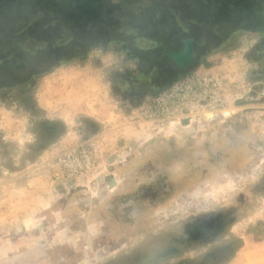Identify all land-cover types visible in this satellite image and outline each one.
I'll return each mask as SVG.
<instances>
[{
	"label": "rangeland",
	"instance_id": "1",
	"mask_svg": "<svg viewBox=\"0 0 264 264\" xmlns=\"http://www.w3.org/2000/svg\"><path fill=\"white\" fill-rule=\"evenodd\" d=\"M38 1L49 12L50 0ZM238 8L264 25V0ZM250 23L221 42L202 36L184 70L149 66L140 53L157 43L140 37L139 54L112 40L68 60L29 58L42 73L3 75L0 264H225L243 245L257 264L264 29ZM57 26L19 20L4 29L25 31L14 41L33 54L67 38ZM213 84L218 98L207 94Z\"/></svg>",
	"mask_w": 264,
	"mask_h": 264
},
{
	"label": "trees",
	"instance_id": "2",
	"mask_svg": "<svg viewBox=\"0 0 264 264\" xmlns=\"http://www.w3.org/2000/svg\"><path fill=\"white\" fill-rule=\"evenodd\" d=\"M144 1L146 0H50L49 12H52L49 13L39 8L38 0H25L26 4L23 0H0V42L8 43L6 47L0 45V81L3 80V75L12 70H28L29 58L40 56L45 58V55L59 52L61 53L59 61L68 60L83 54L82 50L87 52L97 44L112 40L123 41L128 45L129 50L136 51V47L132 45L140 37H148L149 40L157 43L156 46L149 48V54L145 53L143 56L147 64L157 70L162 64V66L167 64L172 69L175 65L168 54L180 49L185 40L192 39L197 45L202 36L206 35L207 38L214 36L221 42L231 31L242 28L240 24L243 21L251 22L254 30L264 29V25L258 26L259 19H256L260 18L259 16L240 15L238 7L248 0L238 1L240 4L236 5V11H232L233 0H225L222 5L219 0H155L154 5V0H147L151 1L148 5L151 9L139 6ZM193 5L202 8L201 11L195 9ZM25 9H28L27 16L22 13ZM152 11L156 12V15L153 16ZM222 12L225 14L223 15ZM50 18L51 20H48ZM139 18L141 22L138 21ZM19 20L31 21L32 25L43 21L49 25L56 23L57 27L65 30L67 38L64 39L65 36H62L63 44L59 45H53L50 41L45 42L33 54L28 53L22 43L14 41L16 37L24 36L25 31L12 27L8 30L4 29L13 22L18 23ZM168 21L171 22V29L157 31L154 30L153 25V27L150 25L155 23V28L158 24L166 26L169 25ZM124 23L132 25L124 28L121 26ZM146 25L148 28L145 27ZM131 34H134L133 40H130ZM84 43L87 45L82 48ZM72 47L80 48L82 53H70ZM33 69L30 72L32 75L44 72L38 68ZM23 81L22 78L17 79L13 85ZM5 86L9 85L0 84V88Z\"/></svg>",
	"mask_w": 264,
	"mask_h": 264
},
{
	"label": "water",
	"instance_id": "3",
	"mask_svg": "<svg viewBox=\"0 0 264 264\" xmlns=\"http://www.w3.org/2000/svg\"><path fill=\"white\" fill-rule=\"evenodd\" d=\"M192 41V39L186 40V46L184 48L169 53L174 64L182 67L193 61L194 52L191 46Z\"/></svg>",
	"mask_w": 264,
	"mask_h": 264
},
{
	"label": "crops",
	"instance_id": "4",
	"mask_svg": "<svg viewBox=\"0 0 264 264\" xmlns=\"http://www.w3.org/2000/svg\"><path fill=\"white\" fill-rule=\"evenodd\" d=\"M261 248L263 249L264 247H260L258 246V249L261 250ZM246 246L243 245L242 247H240V249L235 253L234 257L231 259V261L225 263V264H252L251 261L247 258V255L244 256L245 253H243L244 251H246ZM258 256V254H257ZM260 256V255H259ZM257 257L258 259H256V263L257 264H261L262 262L264 263V257Z\"/></svg>",
	"mask_w": 264,
	"mask_h": 264
},
{
	"label": "flooded vegetation",
	"instance_id": "5",
	"mask_svg": "<svg viewBox=\"0 0 264 264\" xmlns=\"http://www.w3.org/2000/svg\"><path fill=\"white\" fill-rule=\"evenodd\" d=\"M185 42H186V40L184 41V45L180 48V49H182V48H184L186 45H185ZM125 46H127V44L125 45ZM191 46H192V49H193V52H194V58H193V61L192 62H190V63H188L187 65H185V66H182V67H180V66H178V65H176V64H174L175 65V69L174 68H172V69H174V71L175 70H184V69H186L188 66H190L193 62H194V60H195V56H196V51H195V44L193 43V41L191 42ZM140 48H136L135 50V52H136V54L138 53V52H140V50H139ZM180 49H177V50H180ZM175 51V50H174ZM145 53H147V54H149V52H148V50H146L145 52H143V53H140L141 55H140V57L141 58H143V56H144V54ZM139 54V53H138ZM146 54V57L148 56ZM168 56L170 57V59L172 60V58H171V56L168 54ZM173 61V60H172ZM159 70V69H158ZM154 71V70H153Z\"/></svg>",
	"mask_w": 264,
	"mask_h": 264
},
{
	"label": "built area",
	"instance_id": "6",
	"mask_svg": "<svg viewBox=\"0 0 264 264\" xmlns=\"http://www.w3.org/2000/svg\"><path fill=\"white\" fill-rule=\"evenodd\" d=\"M213 85H214V89H212L211 92H208L207 94H209V97L211 98H218L219 97L218 89L215 88V84Z\"/></svg>",
	"mask_w": 264,
	"mask_h": 264
}]
</instances>
